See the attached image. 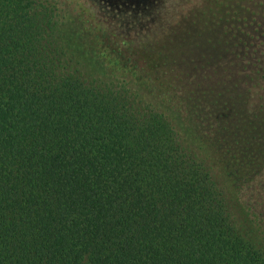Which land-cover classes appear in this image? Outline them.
<instances>
[{"label":"trees","instance_id":"16d2710c","mask_svg":"<svg viewBox=\"0 0 264 264\" xmlns=\"http://www.w3.org/2000/svg\"><path fill=\"white\" fill-rule=\"evenodd\" d=\"M58 6L0 0V264H264V77Z\"/></svg>","mask_w":264,"mask_h":264},{"label":"rangeland","instance_id":"374dc122","mask_svg":"<svg viewBox=\"0 0 264 264\" xmlns=\"http://www.w3.org/2000/svg\"><path fill=\"white\" fill-rule=\"evenodd\" d=\"M58 2V7L62 11L72 12L81 8L93 11L105 8L106 14L114 18L113 24L119 28H126L133 34L139 32V36L147 28L150 36L144 41H159L160 44L168 45L185 43L187 48L184 53L175 58L184 61L186 65H182L181 68L186 74L187 71L197 76L214 73L212 69H205L206 61H213L208 53H205L209 50L215 54L214 57L222 55L221 59L229 60L226 61L229 65L224 66V69L229 73L227 75L234 76L236 82L240 84L245 74L257 73L264 77V68H260L259 72L250 69L251 65L259 61L264 65V46L251 40L257 34H264V0H58ZM215 40L219 44L215 43ZM225 43L226 46L233 47L230 49L232 53L230 57L223 54L227 49L223 48ZM213 44L215 48L212 47ZM220 61L218 59L211 64H218ZM233 83L234 87L238 86Z\"/></svg>","mask_w":264,"mask_h":264}]
</instances>
